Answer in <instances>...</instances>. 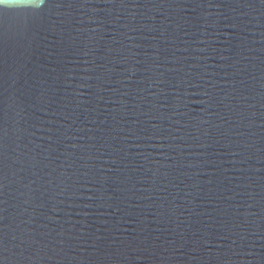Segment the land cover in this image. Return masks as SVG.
<instances>
[{"label":"clouds","instance_id":"1","mask_svg":"<svg viewBox=\"0 0 264 264\" xmlns=\"http://www.w3.org/2000/svg\"><path fill=\"white\" fill-rule=\"evenodd\" d=\"M43 5H44V3H41V5L39 7L41 8ZM8 9L16 10L15 6H9Z\"/></svg>","mask_w":264,"mask_h":264}]
</instances>
